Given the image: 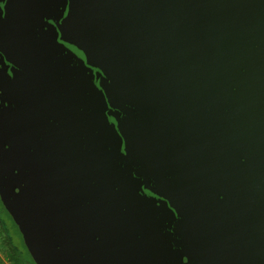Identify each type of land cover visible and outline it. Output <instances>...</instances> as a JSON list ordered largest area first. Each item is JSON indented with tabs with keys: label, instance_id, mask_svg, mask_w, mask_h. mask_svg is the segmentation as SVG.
I'll return each instance as SVG.
<instances>
[{
	"label": "water",
	"instance_id": "water-1",
	"mask_svg": "<svg viewBox=\"0 0 264 264\" xmlns=\"http://www.w3.org/2000/svg\"><path fill=\"white\" fill-rule=\"evenodd\" d=\"M0 3V199L35 264H264V0Z\"/></svg>",
	"mask_w": 264,
	"mask_h": 264
},
{
	"label": "trees",
	"instance_id": "trees-1",
	"mask_svg": "<svg viewBox=\"0 0 264 264\" xmlns=\"http://www.w3.org/2000/svg\"><path fill=\"white\" fill-rule=\"evenodd\" d=\"M0 221L9 230L10 246L12 248V254L9 256L11 264H35L28 249L25 246L23 237L13 221L12 217L4 207L0 199ZM10 225L14 228V232L10 229ZM1 235V232H0Z\"/></svg>",
	"mask_w": 264,
	"mask_h": 264
},
{
	"label": "rangeland",
	"instance_id": "rangeland-1",
	"mask_svg": "<svg viewBox=\"0 0 264 264\" xmlns=\"http://www.w3.org/2000/svg\"><path fill=\"white\" fill-rule=\"evenodd\" d=\"M10 229L14 232L12 225L9 226ZM0 264H11L9 256L12 254V248L10 246L9 230L6 226L0 221Z\"/></svg>",
	"mask_w": 264,
	"mask_h": 264
},
{
	"label": "snow or ice",
	"instance_id": "snow-or-ice-1",
	"mask_svg": "<svg viewBox=\"0 0 264 264\" xmlns=\"http://www.w3.org/2000/svg\"><path fill=\"white\" fill-rule=\"evenodd\" d=\"M4 7H5V5L2 4V3H0V9H2V8H4Z\"/></svg>",
	"mask_w": 264,
	"mask_h": 264
}]
</instances>
